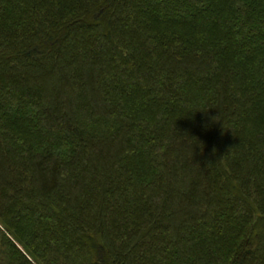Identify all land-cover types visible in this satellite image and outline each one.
Returning a JSON list of instances; mask_svg holds the SVG:
<instances>
[{
	"label": "trees",
	"instance_id": "16d2710c",
	"mask_svg": "<svg viewBox=\"0 0 264 264\" xmlns=\"http://www.w3.org/2000/svg\"><path fill=\"white\" fill-rule=\"evenodd\" d=\"M0 264H264V0H0Z\"/></svg>",
	"mask_w": 264,
	"mask_h": 264
}]
</instances>
